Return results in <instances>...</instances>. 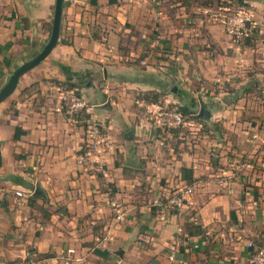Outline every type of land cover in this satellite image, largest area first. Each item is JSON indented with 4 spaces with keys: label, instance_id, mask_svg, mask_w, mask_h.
<instances>
[{
    "label": "crops",
    "instance_id": "obj_1",
    "mask_svg": "<svg viewBox=\"0 0 264 264\" xmlns=\"http://www.w3.org/2000/svg\"><path fill=\"white\" fill-rule=\"evenodd\" d=\"M227 1H62L56 46L1 102L0 264H249L247 242L264 246V0H241L258 22L247 41L209 12L242 5ZM54 2L0 0V78L45 45ZM51 80L79 84L89 112L57 110L65 86ZM203 83L248 97L211 94L195 119L208 134L189 150L160 146L140 106L196 102ZM91 122L110 139L102 171L76 162ZM180 186L191 187L182 206L149 205Z\"/></svg>",
    "mask_w": 264,
    "mask_h": 264
},
{
    "label": "built area",
    "instance_id": "obj_2",
    "mask_svg": "<svg viewBox=\"0 0 264 264\" xmlns=\"http://www.w3.org/2000/svg\"><path fill=\"white\" fill-rule=\"evenodd\" d=\"M223 13H219L221 22L224 25L226 34L236 40H244L253 36L256 32L258 22L254 20L252 14L244 6H238L235 9L223 7ZM60 105L57 110H65L69 114H81L82 112H89L90 105L88 101L82 96L76 94L71 89H64L60 93ZM140 100H136V103H140ZM149 108V107H148ZM159 105L154 106L152 110L153 117L156 118L159 123L162 120L161 125L177 128L184 125L185 119L181 112L178 110L161 111ZM150 109V108H149ZM151 111V109H150ZM158 112V115L154 113ZM160 115L163 117L159 118ZM86 139L84 146L80 149V152L76 155V162L79 165L95 164L98 169L102 171L105 164L103 153L106 151V147L109 143V136L102 130L101 126L97 122H91L86 128ZM191 193L190 186H180L172 190L166 196H156L152 198L150 206H161L164 208H178L183 205L186 196ZM16 195L21 196L22 192L16 191ZM124 217V212H118L115 216L117 220H121ZM249 248V264H264V246H256L253 241L247 242ZM72 250L69 249L70 253Z\"/></svg>",
    "mask_w": 264,
    "mask_h": 264
},
{
    "label": "rangeland",
    "instance_id": "obj_3",
    "mask_svg": "<svg viewBox=\"0 0 264 264\" xmlns=\"http://www.w3.org/2000/svg\"><path fill=\"white\" fill-rule=\"evenodd\" d=\"M218 2L221 5H229V2L227 0H218ZM223 7H225V6H222L220 8H217V6H214L213 9L209 10V12L212 13L213 15L215 14L216 15L215 18L221 19L219 16L217 17V15L219 13H223L224 12V9L222 10ZM203 14L206 15L207 13H203ZM231 39H233V38H231ZM186 54H188V53H186ZM28 59H30V58H27V60ZM15 61H16L15 63L13 62V64L11 66H8L6 68L5 74L0 78V88L4 84V82L6 81L7 76L13 71V69L17 65H19L21 61H25V60H21V61L20 60H15ZM21 80H23L21 82H24V75H23V79L21 78ZM21 82H20V86H22ZM202 85H203V89L201 91H199L197 89H194V86L191 87V89H190L191 91H189V93H190V95L192 97H193V94H195V96H196V97H194L195 99H197V101H196L197 104H196L195 107L191 106V102L189 101L188 96L187 97L184 96L181 99V100H183V101H181L182 105L183 104H188L187 106H189V108H191V110L194 112V114H198V112L200 110L199 107L201 105H203L204 103L208 104V100L213 95H215L214 96L215 98L216 97L220 98V99L221 98H226V100L228 101V104H229V102H231V104H232V101H236L237 99H240V98H243V97H245V98L248 97V95H244V91H241V90L231 91V90H223V89H220V88L217 89L216 87H214L213 84H206V83H203ZM27 88H29V85L26 87V89ZM26 89H25V93H28L29 91H27ZM17 92L15 90V92H13L3 102H7V101L9 102L11 100L10 98L12 96H14L13 94H16ZM251 93H252L251 97L257 96V92L254 91V92H251ZM211 94H213V95H211ZM9 104H10V107H8L5 110V112H8V111L12 112L14 110L13 106L11 105V104H13L12 101ZM135 104L140 106L136 102H135ZM176 104L177 103H175V104L165 103L164 100H162L161 102H158L159 109L155 108V110H161V111H170V110L172 111L173 110L174 111V110H177L176 106H175ZM234 105L229 108V109H231V108L233 109V111H229L230 114H233L237 109H239V107H235ZM2 106L3 105L1 103L0 104V108ZM140 109H142V111H144V113L148 114V116H151L153 114V112L150 111V109L146 106L145 103H143L142 106H140ZM154 114L158 115V112H155ZM160 117L162 118L163 115H160L159 118ZM185 118H186L185 119L186 123L184 125H182V126L177 127V128L161 125V122H162L161 119H160V123H156L157 132L162 135L161 137L164 138V139H162L163 145H160V146H163L165 148H174V147L177 148V147H180L181 145H183V146H186L187 150H189V148H194V144L195 143L193 142V140H197L198 139V137L196 138L194 136L203 135L201 133H204V132H206V134H208V127L206 128V126L202 125V123H200V125H199V122L197 120L192 119V117H190L188 115H185ZM102 130L104 131L103 128H102ZM176 136H185V137H183V139H178L177 140V139H174V138H176ZM187 141H188V144L186 143ZM109 143H110V139H109ZM109 143H108V146H109Z\"/></svg>",
    "mask_w": 264,
    "mask_h": 264
},
{
    "label": "water",
    "instance_id": "obj_4",
    "mask_svg": "<svg viewBox=\"0 0 264 264\" xmlns=\"http://www.w3.org/2000/svg\"><path fill=\"white\" fill-rule=\"evenodd\" d=\"M62 1L63 0H55L54 2L51 31L47 42L34 57L25 60L21 64L17 65L13 69V71L7 76L6 81L0 88V103L6 100L15 90L20 87L21 77L32 68L42 63L48 57L51 50L56 46L59 37L60 20L62 14ZM176 89L177 86H173L171 92L176 93ZM205 115H208V112L206 111L204 106H201L198 112V116L204 117ZM132 135L133 131H128L125 133L124 137L129 138L132 137ZM1 145L2 141L0 140V168L2 165ZM0 180H3V176L1 175V173Z\"/></svg>",
    "mask_w": 264,
    "mask_h": 264
},
{
    "label": "trees",
    "instance_id": "obj_5",
    "mask_svg": "<svg viewBox=\"0 0 264 264\" xmlns=\"http://www.w3.org/2000/svg\"><path fill=\"white\" fill-rule=\"evenodd\" d=\"M117 0H108V3L109 4H113L115 3ZM236 2H238V5L239 4H242L240 6H243V2L241 0H237ZM90 3L95 5L96 4V0H90ZM245 7V6H244ZM246 8V7H245ZM249 39V38H248ZM247 41V39H245ZM53 82H55L57 85L59 86H65L64 89H71L73 90L76 94L78 95H81L79 93V90L77 89L78 87H80L79 84H76V83H71L70 81H66V82H59V81H56V80H51ZM26 89V88H25ZM25 89H22L20 94L25 91ZM15 92V91H14ZM145 99H149V100H152L154 101L155 103L158 102V96H148L146 95L145 96ZM157 101V102H156ZM194 101V102H193ZM191 100V106H195L196 105V102L195 100ZM176 109L182 113V115L184 116V119L185 118V115H188L190 117H192V119H199V116L198 114H194V112L191 110V108H189V106L187 105H179V104H176ZM25 133V131L20 127V126H14L13 128V132H12V140L15 141V140H18L20 139V137ZM14 158L18 159L20 158V156H18L17 154H13ZM181 171V174H182V178L186 180V182H191V178H192V175H191V169L190 168H186V167H181L180 169ZM15 178V176H14ZM12 181L16 182L17 184H19L20 182H17V179L13 180L12 178H10Z\"/></svg>",
    "mask_w": 264,
    "mask_h": 264
}]
</instances>
